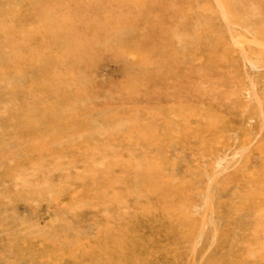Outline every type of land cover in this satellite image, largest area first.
I'll list each match as a JSON object with an SVG mask.
<instances>
[{"label": "rangeland", "instance_id": "rangeland-1", "mask_svg": "<svg viewBox=\"0 0 264 264\" xmlns=\"http://www.w3.org/2000/svg\"><path fill=\"white\" fill-rule=\"evenodd\" d=\"M0 264H264V0H0Z\"/></svg>", "mask_w": 264, "mask_h": 264}, {"label": "bare ground", "instance_id": "bare-ground-1", "mask_svg": "<svg viewBox=\"0 0 264 264\" xmlns=\"http://www.w3.org/2000/svg\"><path fill=\"white\" fill-rule=\"evenodd\" d=\"M224 21V20H223ZM257 45V44H256ZM202 57V56H201ZM252 99V98H251Z\"/></svg>", "mask_w": 264, "mask_h": 264}]
</instances>
